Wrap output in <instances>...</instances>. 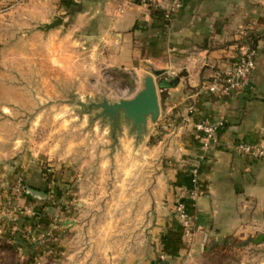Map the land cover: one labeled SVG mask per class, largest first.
I'll use <instances>...</instances> for the list:
<instances>
[{
  "label": "rangeland",
  "instance_id": "1",
  "mask_svg": "<svg viewBox=\"0 0 264 264\" xmlns=\"http://www.w3.org/2000/svg\"><path fill=\"white\" fill-rule=\"evenodd\" d=\"M68 1L0 0V160L9 173L0 180V264H81L92 250L102 264V251L108 249L102 235L119 234L134 220L128 207H134L136 183H143L144 191L141 252L135 253L131 241L126 264H264V241L247 242L264 228L253 236L212 239L205 246L184 238L173 249L149 242L146 226L152 216L146 206L159 162L145 153L135 158V149L156 126L157 137L168 129L160 127V120L150 122L137 140L130 125L122 123L114 136L110 121L98 116L101 109L89 110V105L134 97L155 67L151 62L112 67L72 45L76 36L62 32L75 10ZM56 15L66 18L63 25L39 29ZM56 29L46 45L29 37ZM178 75L164 71L155 78L172 81ZM163 90L158 88L160 104ZM124 139L129 140L127 158L120 156ZM136 166L142 179L125 177V171H138ZM74 220L80 227L71 231ZM118 252L119 245L111 243L115 264Z\"/></svg>",
  "mask_w": 264,
  "mask_h": 264
},
{
  "label": "crops",
  "instance_id": "2",
  "mask_svg": "<svg viewBox=\"0 0 264 264\" xmlns=\"http://www.w3.org/2000/svg\"><path fill=\"white\" fill-rule=\"evenodd\" d=\"M68 2L75 10L69 16L71 24L62 32L65 37L76 36L72 45L86 48L90 57L97 54L112 67L137 68L151 62L155 70L171 75L186 71L162 91L158 120H171L170 128L157 137L160 128L156 126L135 149V158L145 153L159 162L146 206L152 216L146 226L149 242L179 248L185 237L175 208L183 200L193 215V240L201 246L219 237L253 236L264 228V159H248L235 150L239 141H264V0H183L181 10L169 18L138 0ZM54 31L46 35L37 30L29 37L46 45L47 38L58 33ZM251 36L257 38L255 48L250 46ZM249 49L256 51L249 87L232 96L207 91L215 69ZM202 119L224 123L218 143L209 149L196 137L195 123ZM127 141H122L125 152L120 156L124 158ZM5 169L0 160V180L8 179ZM194 169L198 170L195 182ZM138 171L128 175L125 171V177L142 179V170ZM134 188V207H128L134 220L123 225L119 234L102 235L108 244L102 251V264H115L111 243L119 245L113 256L116 264H126V247L131 241L135 253L141 252L143 183ZM190 190H195V200L188 197ZM71 227V231L80 227L78 220ZM87 255L81 264H98L93 250Z\"/></svg>",
  "mask_w": 264,
  "mask_h": 264
},
{
  "label": "built area",
  "instance_id": "3",
  "mask_svg": "<svg viewBox=\"0 0 264 264\" xmlns=\"http://www.w3.org/2000/svg\"><path fill=\"white\" fill-rule=\"evenodd\" d=\"M140 4L145 5L156 12H161L169 18L177 13L183 7V0H138ZM256 51L249 49L233 62H229L215 69L211 75L210 83L207 85V91L217 96H232L244 92L250 85L253 70L255 68ZM194 108L190 109L193 112ZM160 127L169 129L172 121L162 120ZM224 125L222 121L213 122L210 119H202L195 123L196 137L205 149H209L218 143L220 128ZM235 150L241 156L248 159H264V141L260 143H250L239 141L235 144ZM194 182L198 175V170H193ZM188 197L196 199L195 190L187 193ZM175 212L182 224L184 237L188 243L193 241V215L188 211L186 201H180L175 208Z\"/></svg>",
  "mask_w": 264,
  "mask_h": 264
},
{
  "label": "water",
  "instance_id": "4",
  "mask_svg": "<svg viewBox=\"0 0 264 264\" xmlns=\"http://www.w3.org/2000/svg\"><path fill=\"white\" fill-rule=\"evenodd\" d=\"M64 24V17L56 15L54 19L40 25L39 29L43 31H49ZM164 70H155L154 74L160 76ZM155 75L149 74L144 78V86L140 89L136 95L128 99H120L119 101L111 102L107 98H103L99 102H91L89 110L93 108L101 109L98 116L103 119H108L111 123L113 134L117 129L121 130V124L127 123L130 125V130L135 134L136 139L140 140L144 134L148 131L150 122H156L161 114V104L158 93V88H162V81H156ZM186 75L185 72H181L173 80V85L178 82L180 77ZM34 192L36 191L29 188ZM260 243L264 241V234H259L254 239H248L247 242ZM158 264H170L169 260H162Z\"/></svg>",
  "mask_w": 264,
  "mask_h": 264
},
{
  "label": "trees",
  "instance_id": "5",
  "mask_svg": "<svg viewBox=\"0 0 264 264\" xmlns=\"http://www.w3.org/2000/svg\"><path fill=\"white\" fill-rule=\"evenodd\" d=\"M250 41H251V45H250L251 48H255L256 45H257V38L254 37V36H251V40ZM161 81H162V89L173 85L172 84L173 81H171V80L161 79Z\"/></svg>",
  "mask_w": 264,
  "mask_h": 264
}]
</instances>
